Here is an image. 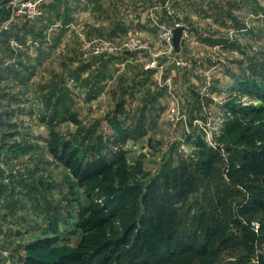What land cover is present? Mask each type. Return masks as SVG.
I'll list each match as a JSON object with an SVG mask.
<instances>
[{
	"label": "rangeland",
	"instance_id": "374dc122",
	"mask_svg": "<svg viewBox=\"0 0 264 264\" xmlns=\"http://www.w3.org/2000/svg\"><path fill=\"white\" fill-rule=\"evenodd\" d=\"M209 1L165 0L168 10L161 9L163 6H156L155 10L150 11L152 18L159 26L162 24L163 28H174L175 23L179 26H187L181 54L166 56L154 55L162 50L167 52L168 48L166 49L159 39L162 30L152 24L149 11L133 3L129 5L117 2L115 12L120 17L127 13L126 23L129 33H138L140 43L145 46L140 50L146 52L137 50L136 54L127 57L121 64L108 63L109 66H106L108 78L103 82L102 90L95 101L92 99L85 101L86 96L82 91H78L75 83L65 77L66 71L77 67L76 61L83 60L77 54L81 40L78 34L70 33L67 36L63 46V57H59L63 53L60 50V54L53 58H43L42 65L40 64L37 71V86L27 91L30 95L26 96V92L22 97L21 103L24 104L21 108H15L14 117L0 123V147L3 143L7 145L5 160L1 162L5 170L0 167V180L4 172L19 169L17 172L19 175H15L16 180L33 189L32 195L27 196L25 193H29L30 190L19 186L17 190H13L12 201L7 198L9 200L3 202L0 198V242L10 251L11 263H20L19 259L29 254L38 255L43 261L51 264L58 255L73 248L79 240L80 232L75 230L73 222L80 210L87 205L90 196L100 203L117 208L120 206V201L117 200L115 192L121 185L143 183L149 177L156 175L168 161L176 165L178 159L188 158L195 163L196 168H199L196 164L202 156L220 151L218 147L210 148L206 137H210L223 153V158L221 156L219 158L217 154L219 160H215L216 165L213 168L216 174L206 183L212 182L223 187V200L219 201L221 205L216 210L218 221L222 222L226 229L224 232L221 229L215 244H218L224 235L227 241L224 245L222 243V249L215 255L213 261H204V264H257L260 259L264 260V211H256L242 217L236 210L251 197H257L255 190L264 188V164L240 160L242 154L250 151V148L244 146L242 142L226 140L221 143L218 140L221 124L232 111L237 109L249 113L241 120L242 124H248L250 128L259 126L264 132V20H262L264 13L260 18L263 24L259 23L263 31L260 32L259 38L257 36V39L253 40L251 35L236 30L237 20L235 24L228 20L224 15L225 9L223 27L219 22L212 21V18H205L201 12L198 13V8L206 11L214 7ZM258 1L261 7H264V0ZM250 3L247 4L249 9ZM125 5L130 6L129 10L124 9ZM214 10L216 8H213ZM167 11L173 18L167 19ZM250 12L238 6L237 9L233 7L229 13L243 23L244 27H251L255 18ZM216 13L219 14L218 11ZM103 34V37L93 36L106 38L105 40L109 41L106 33ZM121 40L122 38L117 43ZM91 58L93 57H86L85 62H89ZM175 59H181L185 66H175ZM151 60H156L164 66L161 78L160 74H151L146 77L147 81L143 86L132 88L134 81L142 79L141 67ZM97 63L98 61L89 72H86V75L91 71L95 74L98 68L100 69ZM62 64L63 67L65 64L70 67L65 69ZM251 66L255 72L253 82L255 85L260 84L259 88L246 85L248 81H252ZM166 76L170 78L167 90H172L178 100V106L169 104L171 93L166 92L155 102L156 112L151 113L154 120L144 125L143 136L135 134L132 137H121L122 143L113 144L112 141H115L114 137L117 133L108 122L110 111H113L120 101L126 103L125 107L130 113L141 108L143 101L147 99V93L156 94L160 88H163L162 78ZM237 76L241 78L239 85L242 87L235 84ZM45 78L47 81H55L58 88H63L61 92H64V88L70 91L69 97L73 102H65L66 107L60 105L56 108L54 105L53 109L60 112L61 120L57 119L56 127L52 132L64 139L73 140L74 144H79L78 141L81 139L75 138L77 129L82 126L89 131L97 123L96 135L101 137L99 141L103 145L104 155L112 158L123 152L124 162L119 168H124L123 174L99 178L88 188L81 189L75 186L68 171L50 156L46 147V141L50 137L49 130L42 121L44 114L50 115L53 110L48 102L46 104L44 94H41L40 85L44 83ZM123 89L128 91L125 95ZM166 94L168 96L167 101L164 102L166 107L165 105L163 107L160 99ZM14 99L17 102L19 97L15 96ZM169 105L174 108L171 116L165 113ZM251 112L253 113L250 114ZM72 116L79 125L71 120ZM2 133H10L11 136L3 139ZM195 139H198L202 147L196 146ZM89 140L91 139L84 140L83 145L79 144L87 160L92 158L87 146ZM15 146H19V150H16ZM214 178L217 180L215 181ZM6 187L9 191L12 190ZM104 187H111L112 190L104 191ZM223 212L225 214L220 215ZM127 220L122 212H118L116 218L101 230V234L106 238L117 236ZM249 221L258 225L256 232L251 231L252 241L237 231L235 226L239 222L245 227ZM45 237H57L58 242L48 250L33 253L25 250V246L30 242ZM147 238L153 241L156 236L148 235ZM4 262L0 258V264Z\"/></svg>",
	"mask_w": 264,
	"mask_h": 264
},
{
	"label": "trees",
	"instance_id": "16d2710c",
	"mask_svg": "<svg viewBox=\"0 0 264 264\" xmlns=\"http://www.w3.org/2000/svg\"><path fill=\"white\" fill-rule=\"evenodd\" d=\"M123 31L125 32L126 29L117 24L112 33ZM134 54L136 53L123 52L108 58L93 57L89 62L82 61L76 68L69 69L65 77L75 83L78 91H83L85 100H94L101 92L103 82L108 78L106 71L108 63H121ZM94 60L98 61L100 69L98 68L95 74L91 71L87 77L81 78L82 73L89 72L95 66L97 61ZM251 70L252 81H248L246 85L259 88L260 84L255 85L253 82L255 72L252 66ZM144 73L145 79L134 81L132 88L143 86L146 77L153 72L144 70ZM23 77L24 80L28 79V75ZM237 77L235 84L239 85L241 78ZM258 78L260 79V75ZM55 86L56 82L51 81L46 87L44 100L53 111L50 115L44 114L42 121L49 130L50 137L46 141V147L50 156L68 171L75 186L81 189L88 188L99 178L123 174L124 168L119 169L124 162L123 152H119L112 158L104 155L103 145L99 141L101 137L96 135L97 123L89 131L80 126L75 136L81 139L78 142L82 145L84 140L91 139L87 144L92 156L90 160L84 157L79 144H74L73 140L64 139L52 132L56 127L57 119L61 120L60 112L53 109L54 105L58 108L60 105L66 107L65 102L73 103L69 97L70 91L64 88V92H61L63 88ZM239 87L242 86L239 85ZM44 89L45 86H42L41 90ZM123 91L125 95L127 90L123 89ZM165 93V87L160 88L156 94L147 93V99L143 101L141 108L131 113L126 109L124 101L118 102L108 116L110 126L117 133L112 143L119 145L123 142L121 137H132L135 134L143 136L145 134L143 128L154 120L151 113L156 112L155 102ZM248 115L249 113L242 109L232 111L220 126L218 140L221 143L226 140L242 142L244 146L250 148V151L242 154L240 160L264 164V132L259 129V126L250 128L248 124H242L241 120ZM71 120L79 125L73 116ZM2 135L3 139L11 136L10 133H2ZM4 144L0 147L2 160L5 159L4 153L7 149V145ZM195 144L202 147L198 139H195ZM15 149L19 150V146H15ZM217 154L220 158L219 153H208L202 156L196 164L199 168H196L195 163L188 158L178 159L176 165L168 161L156 175L149 177L143 183L121 185L115 192L117 200L120 201V206L117 208L100 203L90 196L87 205L80 210L73 222L75 230L80 232L79 240L73 248L58 255L51 264H204V261H213L215 255L220 253L222 243L224 245L227 241L224 235L218 244H215L221 231L224 232L226 229V226L218 221L216 210L221 205L219 201L223 200V187H220V184L214 185L212 182L206 183L216 174L213 168L216 165L215 160L218 159ZM80 155L82 157H79ZM214 180L217 179L214 178ZM18 183L22 186L21 188L30 190L29 193H25L27 196L32 195L33 189L22 181ZM111 190V187H104V191ZM255 194L257 197H251L244 205L236 208L239 216L245 217L256 211H264V188L255 190ZM13 195V190L9 191L0 180V198L3 202L8 201L7 198L12 201ZM118 212H122L128 220L117 236L106 238L101 234V230L116 218ZM224 214L223 212L220 215ZM250 223L251 221L247 222L245 227L239 222L234 224L237 231L252 241L253 231ZM148 235H155V240L149 241ZM57 242V237L39 238L26 245L25 250L29 253L48 250ZM19 261L21 264H49L40 256L29 254L20 258ZM257 264H264V260L260 259Z\"/></svg>",
	"mask_w": 264,
	"mask_h": 264
},
{
	"label": "crops",
	"instance_id": "0c3cea01",
	"mask_svg": "<svg viewBox=\"0 0 264 264\" xmlns=\"http://www.w3.org/2000/svg\"><path fill=\"white\" fill-rule=\"evenodd\" d=\"M10 1L11 0H0V26L11 16L13 7L10 5ZM32 1H38L40 3L41 8L43 10V16L40 19L32 22H13L8 32L0 33V123L4 122L6 119L10 120L9 118L12 116L14 117V115L16 114L15 108H21V106L24 104V102L21 103L22 97L28 90H31L32 88L36 87L38 84L36 77L37 71H39V67L42 65L41 61L43 60V58H53L54 56L60 54V50H64V43L67 41V36H69L70 33H76L81 37L79 44L80 53L78 51L77 54L83 60L76 61V66H78L80 62H85L82 43L95 39H103L100 37L95 38V36L93 35H99L103 37V33H106L105 35H107L106 37L109 38L108 40H119L121 38H124L127 33H129L126 23V18L128 17L126 15L127 13L120 17L115 12L117 2H124L126 4L128 3L129 5L133 3L136 4L137 7L142 6V9H144L145 11H149V13L151 10H155L156 6H163L161 9L165 10L169 9L166 6V2H164L165 0H139L136 2L132 0ZM191 1L198 2L199 0H189V2ZM244 1L246 2L233 3L229 0H210V4H212L214 6L213 8H216V10L213 11L212 8L211 10L205 11L199 10L200 8H198V13L201 12V14L205 18H212V21L219 22L220 26L223 27V10L225 9L226 13L224 15L226 18H228V20H231L233 23H236L235 20H237V24L239 25L236 24V30L243 31L246 35H251V39L255 40L257 39V36L259 38L260 32L263 31V29H260L259 23L264 20L260 19L261 15L264 13V7H261L260 2L258 0ZM248 3H250L251 5L250 9L249 5H247ZM235 6L243 7L246 8L247 11H251L250 13L252 17L255 18V21H252L251 27H244L243 23H240L237 18L233 17L229 13L230 10L233 9V7L234 9H237V7ZM129 8L130 6L127 7L126 5L124 7L126 11L129 10ZM216 11H218L219 14L216 13ZM167 13V19L173 18L172 14L169 13V11H167ZM150 18H152L151 13ZM117 24L123 26L126 31L112 33L113 28ZM182 27L184 28V30L181 34L180 52H182L183 49L185 30H188L186 28L187 26L183 25ZM105 39L106 38H104L103 40ZM12 42L15 43V45H12ZM141 52L145 53L146 51L141 50ZM63 54L64 51L60 54L59 57H63ZM168 54L175 55V53L173 52L167 53L166 50L157 52L154 55L166 56ZM158 63L159 67L150 69V71L153 72L152 74H160L159 77L161 78L164 66L161 65L160 62ZM69 67L70 66H67L65 64L63 68L68 69ZM143 67L144 66L141 67L142 79L145 77L143 75L145 74ZM24 75H28V79L24 80ZM87 76L88 75H86V73H82L81 78H85ZM162 79V87L166 88V92H170L171 94H173L172 90H167V86L170 84V78L166 76ZM51 81L52 80L47 81L46 78L44 79V83H42L43 85L41 84L40 86H45V89L41 91V94L46 95V87L51 83ZM28 93L29 92L26 93V96ZM35 94L37 93L35 92ZM15 96L19 97V100L17 102H15ZM167 98L168 96L166 94L164 98L160 99V102L161 104H163V107L165 105L164 102L167 101ZM93 101H95V99ZM168 101L170 104L171 101ZM176 105L178 106V100ZM165 113L167 116H171L169 115L167 110H165ZM17 116L15 117L17 118ZM2 161L3 160L1 158L0 165Z\"/></svg>",
	"mask_w": 264,
	"mask_h": 264
},
{
	"label": "built area",
	"instance_id": "2783aa9c",
	"mask_svg": "<svg viewBox=\"0 0 264 264\" xmlns=\"http://www.w3.org/2000/svg\"><path fill=\"white\" fill-rule=\"evenodd\" d=\"M10 5L13 7V11L11 16L7 21H5L0 26V33H6L10 30L11 24L16 21H23V22H32L40 19L43 16V10L41 5L38 1L32 0H11ZM153 25L160 27L161 32L159 34V39L164 43L167 49V53L173 52L172 49V29L173 28H163L158 25L156 20H152ZM179 26V24H174V27ZM120 40V39H119ZM118 40H103V39H95L91 41L84 42L83 44V52L84 58L88 56H92L94 58H108L110 56H116L123 52L128 53H136L137 50L140 48H145L140 43L138 33H127V36L122 38V40L117 43ZM12 45L15 43L12 42ZM141 51V50H140ZM174 53V52H173ZM175 66L177 67H184L183 61L181 59H175L174 61ZM159 63L156 60H151V62H147L144 65V70H150L154 68H158ZM169 98L171 99L170 105L174 106L177 103V99L173 94H170ZM168 109L169 115L172 114L174 108L170 107ZM177 106V105H176ZM207 144L212 149H218L220 156L223 158L222 150L219 146H216L210 137H206ZM2 167V165H0ZM3 168V167H2ZM5 170L4 168L2 169ZM19 169H15L11 172H4L3 176L1 177V183L3 185L8 186L12 190H17L19 187L18 180H16L15 175H19ZM250 228L253 232L257 231L258 225L256 222L250 223ZM10 251L3 247L2 243L0 242V258L3 259L5 262L4 264H21L19 262L11 263L10 261Z\"/></svg>",
	"mask_w": 264,
	"mask_h": 264
},
{
	"label": "water",
	"instance_id": "95a60500",
	"mask_svg": "<svg viewBox=\"0 0 264 264\" xmlns=\"http://www.w3.org/2000/svg\"><path fill=\"white\" fill-rule=\"evenodd\" d=\"M184 28L177 26L172 29V49L175 54L180 53L181 34Z\"/></svg>",
	"mask_w": 264,
	"mask_h": 264
}]
</instances>
